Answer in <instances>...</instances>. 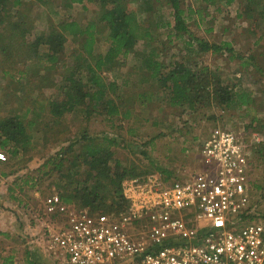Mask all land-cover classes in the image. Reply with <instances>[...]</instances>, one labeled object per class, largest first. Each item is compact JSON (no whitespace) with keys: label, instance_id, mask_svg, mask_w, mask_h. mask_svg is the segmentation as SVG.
<instances>
[{"label":"rangeland","instance_id":"obj_1","mask_svg":"<svg viewBox=\"0 0 264 264\" xmlns=\"http://www.w3.org/2000/svg\"><path fill=\"white\" fill-rule=\"evenodd\" d=\"M20 1V6L9 12L8 19L12 24L16 21L21 23V28L13 32L15 40L11 48L8 35L12 27L5 23L0 30V117L18 113L25 121L32 122L29 134L33 149L27 153L20 151L16 156H10L0 149V230L4 227L5 211L16 207L24 208L27 214L37 217L38 228L45 236L48 230L58 229L61 220L59 222L43 214V205L50 194H59L55 188H49L53 176H41L38 168L49 155L69 141L80 139L84 132L90 136L117 137L120 140L119 145L111 146L114 158L110 161L111 166L118 160L122 166L131 167L141 176L145 170L159 172V168L170 171L171 178L181 180L191 178L196 172L199 175L203 173L199 151L210 133L231 131L250 150V206L253 216H264V160L252 154V149L264 139V130H246L247 125H255L260 119L264 121V21L251 25L245 19L249 12L246 0H234L230 4L226 0H214V4L182 0L183 15L193 36L215 44L230 42L235 55L243 57V61L252 59L263 71L261 74L249 64L240 65L239 59H230L226 51L197 52L195 45L187 44L185 36L176 37L171 8L166 0H152L153 6L148 8L138 0H128V7L133 10L141 26L150 28L152 38L148 41L138 40L132 50L117 57L116 63L103 64L104 67L102 65L96 72L105 84L114 85L110 92L114 101L119 100L117 97H131L125 106L130 110V115L123 118L121 115L107 116L93 111L85 122L82 112L65 113L60 126L56 127L65 131L62 133L65 139L56 145V138L52 134L55 127L50 126L52 115L48 102L59 99L60 88L52 86L49 81L53 79L54 84L59 85L62 79L57 72L74 66L76 62L87 63L96 69L97 60L110 47L108 28L100 21L102 9L94 2L45 0L44 4H40L35 0ZM250 6L254 10H261L264 0H255ZM63 20L89 28L94 38L91 55L82 52V56L74 58V53L82 51L85 36L75 37L65 33L63 50L50 67L45 61L47 48L44 45L31 55L33 41L36 36L48 34ZM22 32L24 37H20ZM22 41H25L23 46ZM151 45L157 49L154 51L155 57L147 63L148 60L140 58L139 53L150 52ZM181 60L216 69L224 80L237 85V91L251 92L252 101L241 108L231 107L229 111L209 106L191 112L169 106L157 80L151 76L152 61L169 66ZM21 70L22 74L19 73ZM85 70L81 68L80 72L85 75ZM37 83H43L38 84L41 88L36 89ZM45 125L46 128L43 127ZM254 135L259 138L258 141ZM100 138L96 141L100 142ZM82 142L80 140L79 143ZM110 199L111 195L106 198V203H110ZM99 210L105 209L101 207ZM127 230L130 233L140 229L135 224ZM6 235L0 232V254L6 249L9 251L13 245V262L19 263L17 258L20 257L17 256L21 247Z\"/></svg>","mask_w":264,"mask_h":264},{"label":"trees","instance_id":"obj_2","mask_svg":"<svg viewBox=\"0 0 264 264\" xmlns=\"http://www.w3.org/2000/svg\"><path fill=\"white\" fill-rule=\"evenodd\" d=\"M35 1L40 4L45 3V0ZM72 1L81 2L82 0ZM87 1L97 3L102 9L100 21L108 28L107 38L110 47L103 57H99L97 60L96 69L87 65V63L84 65V63L76 62L74 66L57 72L62 79L59 85L54 84V80L50 79L49 82L52 86L60 88L59 99L48 102V110L52 115L50 119L52 125L50 126L55 127L52 132L53 137L56 138L55 145L65 139L62 136L65 131L56 128L60 126L61 117L65 113L82 112L81 115L85 122L89 120L93 111H98L107 116L121 115L123 118L130 115V110L125 106L129 104L131 97H117L119 100L114 101L110 96L114 85L105 84L96 70H100L103 64L114 63L120 54L125 55L132 50L138 40L148 41L152 38L150 28L141 26L135 18L133 10L128 7V0ZM138 1L147 8L153 6L152 0ZM201 1L206 4H214L215 2L214 0ZM233 1L226 0V3L230 4ZM246 1L248 2L249 12L245 15V19L251 22V25L254 22L256 24L263 23L264 6L261 10H254V7H249V5L255 0ZM20 2V0H0V30L2 24L5 23L8 27H12L8 35L10 48L11 43L15 40L13 32L16 33V30L21 28V23L16 21L12 24L11 20L8 19L10 18L9 12L14 7L20 6ZM166 2L171 8L174 21L173 30L176 37L185 36L187 44L195 45L197 52L212 51L217 53L226 51L230 54V59H239L240 65L249 64L258 73L263 72L252 59L243 61V57L235 55L230 42L215 44L206 41L202 37L193 36L185 22L182 0H166ZM200 19H203L202 15ZM65 33L75 37L85 36V41L81 44L83 49L79 53H74V58L82 56L83 53L88 56L91 55L92 42L94 41L93 33L90 32L89 28H83L74 21L67 20L60 22L48 34L36 36L33 41L34 47L31 46V55L35 54L39 46L44 45L47 48L45 61L48 62V66L52 67L57 60L58 53L63 50L66 40ZM24 36L22 32L20 37ZM24 42L22 41V46L25 44ZM150 48V52L139 53L141 54L139 55L140 58L148 60L147 63H150V59L155 57L154 51L157 49L152 45ZM135 54H138V52L135 51ZM192 64L181 60L166 66L162 62L152 61L151 76L157 80L159 89L163 92L169 106L179 107L184 111L189 109L191 112L209 106L229 111L231 107L239 106L241 108L252 101L251 92L247 90L237 91V85L229 80H224L216 69H212L207 65ZM57 67L56 65L55 68ZM81 68H86L85 75L80 72ZM22 72L23 70L19 71L21 74ZM29 76L32 77V73ZM33 79L35 80L34 77ZM38 84L43 83H37L36 89L41 88ZM31 124L32 122L25 121L18 113L2 115L0 117V149L6 151L10 156H16L20 151L23 153L31 151L33 149L31 135L29 134ZM43 127L46 128V125ZM246 130L263 132L264 121L260 119L255 125H247ZM80 137V139L62 145L57 152L49 155L38 168V172L41 173V176L45 175L46 178L53 176L54 181L52 180L49 184V188H55L61 201L67 205L79 210L87 209L90 213L118 214L124 211L127 203L122 195L121 183L127 177L141 175L131 167L122 166L118 160H115L113 166L110 165V161L114 160L111 146L120 144L117 137L108 138L104 136L100 138L95 135H87L85 132ZM98 138L101 139L100 142L96 141ZM43 140L46 143L45 137ZM80 140L83 141L81 144L79 143ZM256 146L255 149H252L253 151L251 150L252 154H257L259 159L264 160V139ZM157 169L166 179H174L170 177V171ZM150 172L151 170H145L143 173L145 175ZM109 195H111L110 203H106V198ZM101 207L105 210H99ZM48 216L59 222L64 219L59 214Z\"/></svg>","mask_w":264,"mask_h":264},{"label":"built area","instance_id":"obj_3","mask_svg":"<svg viewBox=\"0 0 264 264\" xmlns=\"http://www.w3.org/2000/svg\"><path fill=\"white\" fill-rule=\"evenodd\" d=\"M199 153L201 175L125 178L127 206L118 214L79 210L50 194L43 213L64 219L48 230V248L66 264H264V216H253L250 206L248 145L216 131ZM135 224L140 230L129 233Z\"/></svg>","mask_w":264,"mask_h":264},{"label":"crops","instance_id":"obj_4","mask_svg":"<svg viewBox=\"0 0 264 264\" xmlns=\"http://www.w3.org/2000/svg\"><path fill=\"white\" fill-rule=\"evenodd\" d=\"M5 213L4 227L0 232L2 235L5 233L14 239L17 246L20 245L21 250L17 257L21 259L17 258L19 263L13 262L12 245L9 251L6 249L0 254V264H66L63 262L62 256L60 257L48 248L47 238L38 228L37 217L27 214L26 209L18 207L11 211L6 210ZM31 213L35 212L31 211ZM33 222L35 224H32Z\"/></svg>","mask_w":264,"mask_h":264}]
</instances>
